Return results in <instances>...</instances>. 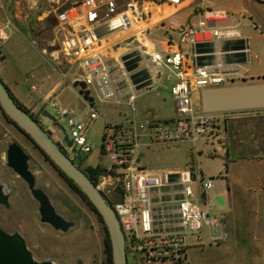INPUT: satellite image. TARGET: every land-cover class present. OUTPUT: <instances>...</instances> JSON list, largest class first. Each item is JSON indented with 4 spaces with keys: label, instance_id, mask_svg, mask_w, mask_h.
I'll return each mask as SVG.
<instances>
[{
    "label": "built area",
    "instance_id": "obj_1",
    "mask_svg": "<svg viewBox=\"0 0 264 264\" xmlns=\"http://www.w3.org/2000/svg\"><path fill=\"white\" fill-rule=\"evenodd\" d=\"M223 15L205 11L197 24H189L182 29L183 42H196L192 38L198 33L204 36L210 34L216 41L240 38L238 30L215 27ZM55 17L54 43L58 45V50L52 57V64L66 82L76 71L71 85L76 83L75 87L83 92L81 96L88 107L87 111L76 114L62 108L57 100H53L51 105L66 123V138L73 148L74 156H81L93 151L88 134L99 117L92 101L84 98V93L93 87L102 99L126 94L130 103L134 100V94L127 92L129 86L133 89L128 80L130 73L126 72L121 61L117 69V65L105 54L103 45L109 36L137 25L143 18V11L138 6V0H126L123 7L118 4V0H81L58 11ZM4 40V32L0 31V41ZM151 60L155 68V80L165 71L174 76L170 92L176 101L177 117L169 122L144 120L135 125L134 121L127 122L124 119L120 123L107 124L100 152L102 158H108L109 167L105 170L106 176H99L96 186L112 202L128 253L138 255L145 264H188L186 237L197 238L205 226L210 227L213 240L221 237V222L201 210L197 196V188L205 192L212 187L213 181L198 176L191 167L171 172L180 174L179 183H168L167 174L170 173L156 175L147 171L137 157L136 148L140 137L137 129L148 132L154 141L160 143L191 141L201 138L205 133L207 137L208 130L218 125L219 120L214 117L213 124L201 120L194 97L199 99L203 88L223 86L225 77L221 72L211 73L206 68H197L193 58L187 61L180 50L168 54L156 53ZM117 70L120 72L117 73ZM55 141L67 153V144ZM105 186L110 187L114 194L106 190ZM175 186H182V189L175 190ZM165 187H168V191L162 192L161 189ZM113 195L117 200L112 201L115 199ZM180 195L182 199L175 198ZM164 197L169 200L162 201ZM169 214L180 216L167 218Z\"/></svg>",
    "mask_w": 264,
    "mask_h": 264
},
{
    "label": "rangeland",
    "instance_id": "obj_2",
    "mask_svg": "<svg viewBox=\"0 0 264 264\" xmlns=\"http://www.w3.org/2000/svg\"><path fill=\"white\" fill-rule=\"evenodd\" d=\"M80 1L0 0V31L5 35V40L0 41V53L3 51L11 53H7L4 65V67L7 66V72L21 71L19 66H22V63L25 65H23V71L28 68L30 65L28 58L19 60V52L22 51H26V54L30 55H34V53L38 56L42 55L51 63L52 57L58 50V45L54 43L55 15L58 11ZM72 80L73 78H70L68 82L62 81L65 84H71ZM165 80L166 74L163 76V81ZM165 83L167 84V82ZM73 86H77L76 83ZM158 93L159 95H156L155 92L149 93L144 90L136 92L137 98L134 101L136 111H145L147 106L160 104L164 98L162 104L164 115L171 117L174 113V101L170 89L161 88ZM67 94L69 101L72 98L71 104L76 111L77 109L80 111L86 106L76 92L69 91ZM91 94L96 98L93 89H91ZM111 102V104L96 103L99 117L92 124L88 134V141L92 145L93 151L89 154H81L84 160L83 169L88 166H102L101 174L105 176L107 175L105 170L109 167L108 158H102L100 152L105 128V114L106 112L109 115L121 113L127 122L132 121L128 114L132 110V106L115 104L113 99ZM197 109L201 120L211 124L215 122L212 114H205L201 111L200 101ZM47 112L55 117L56 122L63 127L68 135L66 123L57 114L56 109L51 108ZM36 115V118L40 119L39 114L36 113ZM151 121L158 122L159 120ZM46 126L51 129L49 125L46 124ZM200 139L208 140L206 133ZM12 142L19 144L29 156V170L35 177L36 187L41 188L47 194L58 214L64 219L74 222V227L67 232L55 231L49 225L40 222L38 204L31 197L26 184L6 165L7 146ZM197 150L201 153V157L196 158L198 167L205 176L212 175L213 190L218 189V193L210 199L207 205L224 206L226 194L223 192L228 193V189L230 194H232V190L234 191L235 202H238L240 197H244L243 187L226 185L227 176L224 182H220L219 173L227 174L224 170V162L213 156L212 149L205 147L202 142H198ZM191 151L193 152V149L189 145L179 146L175 149L159 147L142 150L141 162L149 170L180 171L191 163ZM190 167L194 168L193 165ZM261 169L258 170V173L262 171ZM247 171L250 175L254 173L251 167H248ZM248 172L244 174V178H248ZM231 173L229 170V176ZM237 176L241 177L238 172ZM261 180L264 181V175ZM0 182L10 192L9 207L0 206V227L9 234H20L27 249L37 261H51L55 264H107L104 243L105 229L102 221L50 162L3 116L1 110ZM244 198L246 199V197ZM232 199L231 197V201ZM245 199H241L245 211L240 212V215L243 214V216L218 217L219 214L214 216L221 222V237L219 239L213 240L210 237V227L205 226L202 229L203 242L210 238L211 241L207 245L195 247L188 264H264V210L261 209L259 213L247 210L250 207L245 204ZM115 200L117 199L112 201ZM253 208H257V206ZM189 243H192V240ZM130 257V264H145L138 255L130 254Z\"/></svg>",
    "mask_w": 264,
    "mask_h": 264
},
{
    "label": "crops",
    "instance_id": "obj_3",
    "mask_svg": "<svg viewBox=\"0 0 264 264\" xmlns=\"http://www.w3.org/2000/svg\"><path fill=\"white\" fill-rule=\"evenodd\" d=\"M125 2L126 0H118V4L122 7L125 5ZM138 6L143 11L142 20L135 26L109 36L103 45L105 54L117 65V69L120 68L121 56L136 49L140 50L143 56L148 55L150 57L156 53L168 54L180 50L185 54L187 61H190L192 57L186 54V47L189 43L183 42L182 29L186 25L197 24L202 14L205 11L211 10L224 14L223 19L217 21L215 27H230L238 30L240 38L246 39L247 45L248 63L238 66L234 72H221L225 77L223 86L264 82V0H179L178 3H172L167 0H138ZM192 40L199 42L214 39L210 34L204 36L198 33ZM7 53L11 54L7 51L0 53L1 79L19 104L34 116H37L36 113L39 114V120L51 127V134L55 140L63 141L67 144L66 131H62L63 127L58 122H51L46 114H49L47 111L53 108L51 105L53 100H57L62 108L70 109L76 114L87 111L88 104L81 96L79 88L68 83L66 85L55 71L52 62L49 63L42 55L38 56L35 53L34 55H30L26 54V51L19 52V60L28 58L30 65H28L25 71L22 70L25 66L22 63V66H19L21 67V71L7 72V66L4 67ZM222 68L229 69V67ZM118 72L120 71L117 70ZM74 74H76V71L68 79L70 80ZM164 74H166L165 81H163ZM68 79L67 82L69 81ZM173 82L174 76L165 71L160 78H156L154 85L143 90L149 93L155 92L156 95H159L158 91L161 88L170 89ZM91 89L96 93V98L91 94ZM69 91L71 93L76 92L83 99L86 106L82 110L79 111L77 109L76 111L75 107H73L71 104L73 102L72 98L69 101V96H67ZM88 92L92 98V105L96 109L97 102L111 104L112 99L115 101V104L132 106V110L128 114L131 116V120L135 122V125L137 122L144 120L169 121L177 117L176 101L173 96L174 113L169 117L164 115L162 107L164 98H162V103L151 104L150 107H146L145 111L141 110L137 112L134 101L137 98L136 92L139 91L133 90L130 86L127 92L134 94V100L131 103L126 98V94L123 96L116 94L112 98L102 99L95 88L90 87ZM194 102L198 107L199 99L196 96L194 97ZM212 115L219 120L217 121L219 124L208 130L209 135L206 137L208 140L197 138L179 143H160L154 141L148 132H142L137 129L140 135L136 148L139 163L143 166L141 162L142 150L159 147L175 149L183 145L192 146L193 152L191 151L190 153L191 163L187 167L193 165L194 172L198 176L210 178L213 181L212 187L205 192H201L200 188H197L198 202L201 210L211 216H218L216 214H219L218 217L243 216V214L240 215V212L245 211L243 210L241 199H245L244 197H246V201L244 202L250 207L247 210L259 213L261 209L264 210V181L261 180V177L264 175V109ZM224 119L228 121L225 131L222 128V121ZM123 120L124 116L121 113L109 115L106 112L104 125L120 123ZM198 142H202L205 147L212 149L213 156L224 162V170L227 175L219 173L220 182H224L227 176L226 185L243 187L244 197H240L238 202L234 201L236 196L234 191L232 190V194H230L228 189V193L223 192V194H226L224 206L214 207L207 205L210 199L218 193V189L213 190L214 179L212 175L209 177L205 176L196 163V158L201 157V153L197 150ZM248 167L253 168L254 173L252 175L247 171ZM144 168L156 175L179 172V170L154 171L146 167ZM100 169H103L102 166ZM259 169L262 170L260 173H258ZM229 170L232 172L230 176ZM237 172L241 177L237 176ZM246 172L249 173L248 178H244ZM105 188L112 191L108 186H105ZM112 194H114L113 191ZM231 197L233 198L232 201ZM114 198L116 199L117 197L114 196ZM255 206L257 208H253ZM210 239L203 242L201 233L197 238L192 236L186 237L187 263L195 247L209 244ZM190 240H192V243H189Z\"/></svg>",
    "mask_w": 264,
    "mask_h": 264
},
{
    "label": "water",
    "instance_id": "obj_4",
    "mask_svg": "<svg viewBox=\"0 0 264 264\" xmlns=\"http://www.w3.org/2000/svg\"><path fill=\"white\" fill-rule=\"evenodd\" d=\"M187 55L193 58L197 68H206L211 73H230L237 67L248 63L246 39L208 40L193 42L187 45ZM218 53V54H216ZM120 61L126 72L130 73L128 80L135 91H140L155 84L151 57L143 56L140 50H133L121 56ZM222 67H229L224 69ZM127 88V84H125ZM199 101L201 111L205 114H217L244 110L264 109V82L214 86L200 90ZM0 110L19 132L43 155L50 164L78 188L86 197L95 212L99 215L109 237L112 264H128V252L120 223L109 200L91 181L85 171L75 163L56 142L52 134L23 108L11 94L9 88L0 77ZM47 113V112H45ZM51 122L55 117L46 114ZM62 131H65L62 128ZM80 157V155H78ZM29 156L16 142L8 144L6 150V165L25 184L31 197L38 204L39 220L59 232H67L74 227V222L64 219L53 207L47 194L36 187L35 177L29 170ZM168 183H179V173L167 174ZM181 190L182 186H175ZM168 191V187L161 189ZM10 192L0 182V206L9 207ZM182 199V196L175 197ZM169 200L168 197L161 198ZM169 209V208H165ZM180 214L166 216L178 217ZM155 218H160L156 216ZM169 224V223H167ZM180 230L182 228H179ZM167 229L166 231H168ZM0 264H53L51 261H37L27 249L24 239L18 233L9 234L0 227Z\"/></svg>",
    "mask_w": 264,
    "mask_h": 264
},
{
    "label": "trees",
    "instance_id": "obj_5",
    "mask_svg": "<svg viewBox=\"0 0 264 264\" xmlns=\"http://www.w3.org/2000/svg\"><path fill=\"white\" fill-rule=\"evenodd\" d=\"M83 92L80 91V94H82ZM12 94V93H11ZM15 98V97H14ZM84 98L85 99H88L89 101H92V98L89 97L88 95V92L84 93ZM21 105V104H20ZM22 106V105H21ZM23 107V106H22ZM24 108V107H23ZM47 159V158H46ZM48 160V159H47ZM85 171V173L88 175V177L91 179V181L96 185L97 184V181H98V178L99 176L101 175L102 173V170L100 169L99 166L97 167H90L88 166L87 168L83 169ZM192 170L194 171V169L192 168ZM59 172V171H58ZM62 177L67 181V183L70 185V187H72L77 193H79V195L87 202V204L89 205V207H91V209L93 210V212L98 216V218L100 219L99 215L95 212V210L93 209V207L90 205V203L88 202V200L86 199V197L84 195H82V193L78 190V188L71 182V180H69L68 178H66L64 176V174H62L61 172H59ZM195 175H193L194 177ZM203 197H204V194H203ZM109 203L112 205V203L109 201ZM101 221V219H100ZM105 229V227H104ZM105 253H106V256H107V264H112V260H111V247H110V242H109V237H108V234H107V231L105 229ZM128 254V264L129 263V260H131V257H130V254Z\"/></svg>",
    "mask_w": 264,
    "mask_h": 264
},
{
    "label": "flooded vegetation",
    "instance_id": "obj_6",
    "mask_svg": "<svg viewBox=\"0 0 264 264\" xmlns=\"http://www.w3.org/2000/svg\"><path fill=\"white\" fill-rule=\"evenodd\" d=\"M36 118V117H35ZM38 121H39V119L38 118H36ZM227 123H228V121L227 120H223L222 121V128L224 129V131H225V129H226V126H227ZM44 126V128L47 130V131H49L50 133H51V130L46 126V124H44L43 125ZM67 146H68V149H67V155H70V156H72L74 159H73V161L75 162V163H77L81 168H82V165H83V162H84V160L82 159V157L80 156V157H78V155H76V156H74V154H73V148L71 147V145L69 144V141L67 140ZM227 152V151H226ZM229 153H230V149H229ZM83 169V168H82Z\"/></svg>",
    "mask_w": 264,
    "mask_h": 264
},
{
    "label": "bare ground",
    "instance_id": "obj_7",
    "mask_svg": "<svg viewBox=\"0 0 264 264\" xmlns=\"http://www.w3.org/2000/svg\"><path fill=\"white\" fill-rule=\"evenodd\" d=\"M5 190H6L7 192H9L8 189H7L6 187H5ZM9 197H10V196H9ZM53 264H55V263H53Z\"/></svg>",
    "mask_w": 264,
    "mask_h": 264
}]
</instances>
